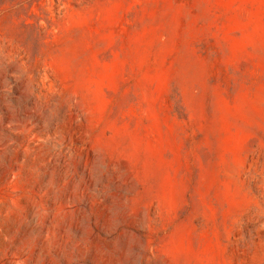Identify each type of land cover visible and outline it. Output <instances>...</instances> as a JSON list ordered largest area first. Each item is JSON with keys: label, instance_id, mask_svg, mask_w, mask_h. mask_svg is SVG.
<instances>
[{"label": "rangeland", "instance_id": "1", "mask_svg": "<svg viewBox=\"0 0 264 264\" xmlns=\"http://www.w3.org/2000/svg\"><path fill=\"white\" fill-rule=\"evenodd\" d=\"M0 264H264V0H0Z\"/></svg>", "mask_w": 264, "mask_h": 264}]
</instances>
